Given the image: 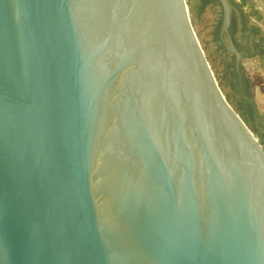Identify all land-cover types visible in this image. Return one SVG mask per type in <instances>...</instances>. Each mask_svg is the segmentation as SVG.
<instances>
[{"label":"water","instance_id":"95a60500","mask_svg":"<svg viewBox=\"0 0 264 264\" xmlns=\"http://www.w3.org/2000/svg\"><path fill=\"white\" fill-rule=\"evenodd\" d=\"M0 264H264V147L186 0H0Z\"/></svg>","mask_w":264,"mask_h":264},{"label":"rangeland","instance_id":"374dc122","mask_svg":"<svg viewBox=\"0 0 264 264\" xmlns=\"http://www.w3.org/2000/svg\"><path fill=\"white\" fill-rule=\"evenodd\" d=\"M186 1L188 3L192 24L219 85L228 101L237 111H239L238 107L243 105V96L247 92L244 93L238 85L237 70H234L232 66L227 70V67L234 61L233 54L226 50L221 40V36L219 38V36L217 37L215 34L216 26L219 20L222 19V8L217 4L211 3L205 7L202 13H199V0ZM249 3L252 4L253 7L245 5V10L249 13L252 12V10H257L260 13L261 19H257L255 15L250 16L246 28V37L257 41L260 36L264 38V0H249ZM251 26H258L260 28L259 35H256L251 30ZM257 60L258 59H254V62H258ZM256 67L257 66H255V68ZM242 73L245 77L251 78L253 83L254 79L256 81H261V75L256 70L253 72L247 59L243 60ZM261 89V93L263 94L264 86H262ZM248 90L250 92L253 91V93L255 92L254 87H250Z\"/></svg>","mask_w":264,"mask_h":264},{"label":"flooded vegetation","instance_id":"af4514ba","mask_svg":"<svg viewBox=\"0 0 264 264\" xmlns=\"http://www.w3.org/2000/svg\"><path fill=\"white\" fill-rule=\"evenodd\" d=\"M237 29L239 30L237 36V41L239 43V46H237L236 44L235 45L241 51L240 69L236 68L238 73L237 74L238 85L244 93L247 92L244 95L246 100L243 99V110L249 108L251 109L253 115V120L251 119V122L256 123L264 133V93L263 94L261 93L262 91L261 88L262 86H264V45L260 43L259 40L254 41L253 39L246 37L247 32L246 29L244 28V22L241 17L237 18ZM244 59H247L249 61L251 68L253 69V72L256 70L261 75V81L258 80L256 81L254 79V83H253L251 78L245 77L243 75L242 64ZM254 59H258L257 60L258 62H254ZM255 66L257 67L255 68ZM250 87H254V91H255L254 93L253 91L250 92L248 90V88Z\"/></svg>","mask_w":264,"mask_h":264},{"label":"trees","instance_id":"16d2710c","mask_svg":"<svg viewBox=\"0 0 264 264\" xmlns=\"http://www.w3.org/2000/svg\"><path fill=\"white\" fill-rule=\"evenodd\" d=\"M217 4L219 6H221L219 0H199L198 3V12L202 13L205 9V7L209 4ZM230 3L232 5L233 8V13H232V19H231V24H230V32L232 34L233 40L235 42V44L237 46H239V43L237 41V36H238V32L239 30L237 29V18L241 17L243 19L244 22V28H247V23L249 22V18L251 15H255L257 19H261L260 13L257 10H252V12H247L245 10V5H249L250 7H253L252 4H250L248 2V0H230ZM221 20H219L216 29H215V34L216 36L220 38V26H221ZM251 30L256 34L259 35L260 33V28L258 26H251ZM259 42L262 43L264 45V38H262L260 36L259 38ZM234 61L233 63H231L228 67L227 70L229 69V67H233V69L235 70V56L233 55ZM243 99L246 100V98L243 96ZM243 109V105L238 107V112H240V115L242 116V118L244 119V121L252 128V130L254 131V133L258 136L261 144L264 147V133L263 131L258 127V125L256 123L251 122V119L253 120V115H252V111L251 109ZM242 110V111H241Z\"/></svg>","mask_w":264,"mask_h":264},{"label":"crops","instance_id":"0c3cea01","mask_svg":"<svg viewBox=\"0 0 264 264\" xmlns=\"http://www.w3.org/2000/svg\"><path fill=\"white\" fill-rule=\"evenodd\" d=\"M248 2H249V0H248Z\"/></svg>","mask_w":264,"mask_h":264},{"label":"built area","instance_id":"2783aa9c","mask_svg":"<svg viewBox=\"0 0 264 264\" xmlns=\"http://www.w3.org/2000/svg\"><path fill=\"white\" fill-rule=\"evenodd\" d=\"M239 1V0H238Z\"/></svg>","mask_w":264,"mask_h":264}]
</instances>
